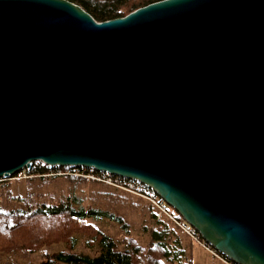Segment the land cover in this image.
I'll use <instances>...</instances> for the list:
<instances>
[{"label":"water","instance_id":"water-1","mask_svg":"<svg viewBox=\"0 0 264 264\" xmlns=\"http://www.w3.org/2000/svg\"><path fill=\"white\" fill-rule=\"evenodd\" d=\"M42 160L137 179L235 264H264V0L97 21L0 0V179Z\"/></svg>","mask_w":264,"mask_h":264},{"label":"trees","instance_id":"trees-1","mask_svg":"<svg viewBox=\"0 0 264 264\" xmlns=\"http://www.w3.org/2000/svg\"><path fill=\"white\" fill-rule=\"evenodd\" d=\"M69 1L83 7L97 21H106L123 17L140 7L160 0ZM62 169L81 170L84 174L92 171L95 175H100L97 170L86 167H62ZM37 174L43 179L48 177L41 175L42 171H37ZM67 176L80 181L98 182L86 176ZM7 184L8 182L4 183V185ZM148 204L149 220L142 231L146 237L144 246L136 238H131L124 248H119L118 242L113 237L98 231L94 233L98 236L99 253L97 255L59 252L42 264H194L195 243L186 240L179 228L169 219L159 222L154 205ZM91 217L108 218L129 232L128 224L121 215L101 207L87 208L80 205L79 199L76 201L60 198L57 203L40 199L36 204L24 202V206L6 209L0 205V253H11L26 248L35 250L54 241H64L73 232L80 230V221L83 222Z\"/></svg>","mask_w":264,"mask_h":264},{"label":"rangeland","instance_id":"rangeland-1","mask_svg":"<svg viewBox=\"0 0 264 264\" xmlns=\"http://www.w3.org/2000/svg\"><path fill=\"white\" fill-rule=\"evenodd\" d=\"M97 181H80L66 175L48 176L44 179L39 175L23 179L14 176L1 178L0 205L5 209L24 206V202L36 204L40 199L52 200L54 203L60 198L76 201L79 199L80 205L87 208L101 207L121 215L128 224L129 232L108 218H86L83 222H79L80 230L73 232L68 239L54 241L35 250L26 248L11 253H0V264H42L59 252L95 256L99 253V244L98 236L94 233L98 231L113 237L118 242L119 248H124L131 238H136L144 246L146 237L142 231L149 220L150 213L147 206L150 202L135 192L104 181ZM6 182L8 184L4 185ZM182 236L186 240L193 241L186 235L182 234ZM193 261L194 264H227L197 243L193 248Z\"/></svg>","mask_w":264,"mask_h":264},{"label":"built area","instance_id":"built-area-1","mask_svg":"<svg viewBox=\"0 0 264 264\" xmlns=\"http://www.w3.org/2000/svg\"><path fill=\"white\" fill-rule=\"evenodd\" d=\"M93 170V169H92ZM37 171H42L41 175L44 176H60V175H79L86 176L92 179L104 181L111 185L135 192L138 195L145 197L152 203L156 209V218L159 222L166 219L172 221L180 230L183 235L190 237L195 243L202 246L204 249L215 255L216 257L224 260L227 264H235L230 260L225 259L218 251H216L207 241H205L200 233L186 222L157 192L148 186L144 185L137 179H127L119 176L109 174L107 172H100V175H95L92 171L84 174L81 170L74 171L72 169H62V166H54L42 160L34 161L30 166L25 167L18 173L16 178L23 179L38 175Z\"/></svg>","mask_w":264,"mask_h":264},{"label":"bare ground","instance_id":"bare-ground-1","mask_svg":"<svg viewBox=\"0 0 264 264\" xmlns=\"http://www.w3.org/2000/svg\"><path fill=\"white\" fill-rule=\"evenodd\" d=\"M13 177V176H12Z\"/></svg>","mask_w":264,"mask_h":264}]
</instances>
